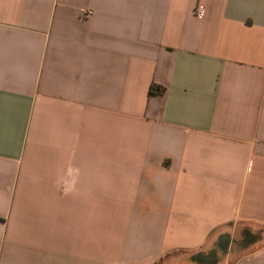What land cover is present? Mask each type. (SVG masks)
I'll use <instances>...</instances> for the list:
<instances>
[{
    "label": "crops",
    "instance_id": "obj_1",
    "mask_svg": "<svg viewBox=\"0 0 264 264\" xmlns=\"http://www.w3.org/2000/svg\"><path fill=\"white\" fill-rule=\"evenodd\" d=\"M261 225L264 0H0V264H154ZM248 244L216 264H264Z\"/></svg>",
    "mask_w": 264,
    "mask_h": 264
},
{
    "label": "rangeland",
    "instance_id": "obj_2",
    "mask_svg": "<svg viewBox=\"0 0 264 264\" xmlns=\"http://www.w3.org/2000/svg\"><path fill=\"white\" fill-rule=\"evenodd\" d=\"M234 236L238 239H242L241 232H233ZM253 236V235H252ZM239 251V248H233L230 253V260L234 258ZM219 256L223 255V252H219ZM188 253L173 251L169 252L162 256L157 262L154 264H197L196 262H192Z\"/></svg>",
    "mask_w": 264,
    "mask_h": 264
},
{
    "label": "flooded vegetation",
    "instance_id": "obj_3",
    "mask_svg": "<svg viewBox=\"0 0 264 264\" xmlns=\"http://www.w3.org/2000/svg\"><path fill=\"white\" fill-rule=\"evenodd\" d=\"M241 234H242V239H238L234 235H228L227 245H225L226 239H221L220 241L217 240L216 245L214 246V248H216L217 255L219 254V252H225L228 249L233 250V248H240L247 245L249 243L250 238L255 239V236H252V234L249 232L244 231ZM218 243L220 245H218ZM208 252L209 251H207L206 253Z\"/></svg>",
    "mask_w": 264,
    "mask_h": 264
},
{
    "label": "water",
    "instance_id": "obj_4",
    "mask_svg": "<svg viewBox=\"0 0 264 264\" xmlns=\"http://www.w3.org/2000/svg\"><path fill=\"white\" fill-rule=\"evenodd\" d=\"M221 239H226L225 245H227L228 234L226 233L220 234L218 236V241H220ZM253 240L254 238H250L249 242ZM218 245L220 244L218 243ZM190 259L196 262L197 264H216V262L218 261L216 248L211 249L208 253L196 252L190 256Z\"/></svg>",
    "mask_w": 264,
    "mask_h": 264
},
{
    "label": "trees",
    "instance_id": "obj_5",
    "mask_svg": "<svg viewBox=\"0 0 264 264\" xmlns=\"http://www.w3.org/2000/svg\"><path fill=\"white\" fill-rule=\"evenodd\" d=\"M161 91V88L158 86V85H156V84H154V83H151V85H150V88H149V92L150 93H153V92H160ZM255 231V233H254V236H255V239H254V242H257V241H259V240H261V239H264V225H261V226H259L256 230H254ZM253 243V242H252ZM249 247H250V244H247V245H245V246H243V247H240L239 248V251H238V253H237V255L238 254H240L241 252H243V251H247L248 249H249ZM190 256L192 255V254H190V253H188ZM236 255V256H237ZM189 256V257H190ZM192 261V260H191ZM192 262H194V261H192Z\"/></svg>",
    "mask_w": 264,
    "mask_h": 264
},
{
    "label": "built area",
    "instance_id": "obj_6",
    "mask_svg": "<svg viewBox=\"0 0 264 264\" xmlns=\"http://www.w3.org/2000/svg\"><path fill=\"white\" fill-rule=\"evenodd\" d=\"M205 6L201 3L196 4L195 8H194V15L197 18H203L205 15Z\"/></svg>",
    "mask_w": 264,
    "mask_h": 264
}]
</instances>
